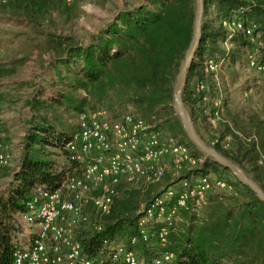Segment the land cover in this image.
Masks as SVG:
<instances>
[{
    "label": "trees",
    "instance_id": "1",
    "mask_svg": "<svg viewBox=\"0 0 264 264\" xmlns=\"http://www.w3.org/2000/svg\"><path fill=\"white\" fill-rule=\"evenodd\" d=\"M73 2L72 4H74ZM72 4L65 0H8L0 13L24 25L27 30L25 55L7 68L0 65V80L13 77L21 66H28L29 78L3 87L0 102H22L28 111L22 121L26 127L15 166L2 168L0 180V264H12L20 247L19 219L27 212V203L39 188L56 190L68 176L78 175L81 166L65 152V164L54 160L51 148H65L75 129H66L65 113L80 115L86 111H105L110 119L126 114L138 115L162 129L193 155L198 166L177 179L194 175L214 176L234 188V194L211 193L201 216L182 212L184 222L176 226L166 251L184 264H264V203L229 170L219 166L189 141L173 109V91L179 68L194 33L195 0H145L120 10L104 28L80 42L63 34L59 23ZM244 10L249 22L257 25L253 45L242 33L228 40L219 20ZM209 17V21L207 18ZM228 43L229 49L225 44ZM264 61V0H204L201 42L188 73L183 101L195 128L205 125L214 113L213 102L227 100L220 81L205 70V61H224L227 70L248 67V56ZM221 76L219 77V80ZM204 81L208 92L198 93L197 82ZM16 97L12 98V96ZM207 96L208 102L203 98ZM2 109V108H1ZM228 112V111H227ZM229 113V112H228ZM0 130V143L7 131ZM220 154L238 165L264 191V115H239L220 120L216 129ZM155 184L140 182L135 187L122 185L109 215L92 222L91 205L84 209L87 222L78 228L83 254L98 257L112 244L128 245L138 232V212L159 193ZM176 179V180H177ZM96 214V213H95ZM100 223L97 232L94 223ZM108 242V246L105 242ZM141 259H152L164 250L156 241L139 242L134 248Z\"/></svg>",
    "mask_w": 264,
    "mask_h": 264
},
{
    "label": "built area",
    "instance_id": "2",
    "mask_svg": "<svg viewBox=\"0 0 264 264\" xmlns=\"http://www.w3.org/2000/svg\"><path fill=\"white\" fill-rule=\"evenodd\" d=\"M75 1L65 0L67 4ZM243 11L220 19L219 24L227 32L228 40L242 33L253 45H258V38L254 36L257 25L249 22ZM225 46L229 49L228 43ZM204 64L206 72L220 81L224 61L209 60ZM248 68L264 73V61L259 62L254 54H249ZM195 90L206 94L207 84L197 82ZM203 100L208 102L209 98L205 96ZM213 106L210 117L215 123L221 118V99L215 100ZM216 143L218 137L212 145ZM65 151L81 166V172L68 176L56 190L35 191L27 203L26 214L19 219V243L24 229L27 245L22 244L15 251L12 264H184L175 253L166 251L181 213L190 212L199 217L211 193L234 194L232 185L209 175L177 179L193 171L201 160L185 144L162 134L138 115L129 113L112 120L103 110L83 112L78 115L77 132L66 143ZM10 162L8 147L1 142L0 170ZM169 174L173 178L171 185L141 206L138 232L129 239L128 245L108 246L106 241V253L95 258L83 254L78 228L88 220L84 214L86 206L91 205L96 215L103 218L110 214L120 186L135 187L140 182L155 184ZM94 229L100 232L101 224L94 223ZM153 241L164 251L152 259H141L134 251L135 246Z\"/></svg>",
    "mask_w": 264,
    "mask_h": 264
},
{
    "label": "rangeland",
    "instance_id": "3",
    "mask_svg": "<svg viewBox=\"0 0 264 264\" xmlns=\"http://www.w3.org/2000/svg\"><path fill=\"white\" fill-rule=\"evenodd\" d=\"M8 0H0V8ZM145 0H76L74 4L66 9V14L60 20V27H62L63 34L72 35L80 42H86L89 37L105 27L108 21L115 17V14L120 10L133 7ZM209 21V17L207 18ZM27 30L24 25L18 21L9 18L0 13V65L4 67L11 66L12 62L25 55L29 48L27 44ZM31 74L28 66H21L17 69V74L13 77H5L0 80V94L5 92L3 87L12 85L15 82L27 80ZM221 86H223V96L226 97L227 106L221 112L222 120L229 119L232 116L239 115L244 118L246 114L253 112L264 115V73H259L256 70L247 68L244 69H229L223 67L220 74ZM15 98L16 95L12 96ZM2 102V115L0 116V130L3 127L7 131L4 139V144L8 147V153L11 156V165L15 166L16 160L20 154V147L22 145L23 137L26 133V127L23 119L27 118L28 111L24 108L23 103L16 101ZM229 113H228V112ZM208 122L205 125H199V131L203 139L212 145L215 138L218 137L216 129L220 122L215 123L211 120L210 110L205 113ZM63 121L66 129L77 130L78 116L65 113ZM162 134H166L164 130H160ZM213 146V145H212ZM55 154L54 160L59 164H65V148H51ZM2 172H0L1 176ZM171 176V174H169ZM210 178H214L209 174ZM1 179V178H0ZM169 179H165L163 184L155 187L154 193H159L162 188L167 185ZM2 181L0 180V191ZM91 221L100 220L94 211L88 214ZM180 221L184 222L181 216ZM28 235L23 229V235L20 236V245H27Z\"/></svg>",
    "mask_w": 264,
    "mask_h": 264
},
{
    "label": "water",
    "instance_id": "4",
    "mask_svg": "<svg viewBox=\"0 0 264 264\" xmlns=\"http://www.w3.org/2000/svg\"><path fill=\"white\" fill-rule=\"evenodd\" d=\"M204 20V0H195L194 33L185 58L180 65L178 76L173 91V109L179 118L184 132L189 141L203 154L219 166L227 169L237 181L249 188L256 197L264 203V191L250 178L238 165L220 154L214 147L210 146L198 134L192 117L183 101V93L188 80V73L197 54L201 38Z\"/></svg>",
    "mask_w": 264,
    "mask_h": 264
},
{
    "label": "crops",
    "instance_id": "5",
    "mask_svg": "<svg viewBox=\"0 0 264 264\" xmlns=\"http://www.w3.org/2000/svg\"><path fill=\"white\" fill-rule=\"evenodd\" d=\"M3 137L5 138L6 136H5V135H3Z\"/></svg>",
    "mask_w": 264,
    "mask_h": 264
}]
</instances>
